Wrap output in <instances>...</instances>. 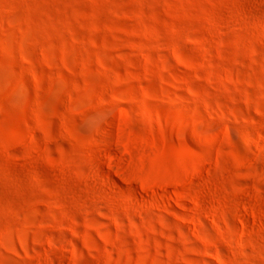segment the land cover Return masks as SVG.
Returning <instances> with one entry per match:
<instances>
[{"label": "rangeland", "instance_id": "374dc122", "mask_svg": "<svg viewBox=\"0 0 264 264\" xmlns=\"http://www.w3.org/2000/svg\"><path fill=\"white\" fill-rule=\"evenodd\" d=\"M0 264H264V0H0Z\"/></svg>", "mask_w": 264, "mask_h": 264}]
</instances>
